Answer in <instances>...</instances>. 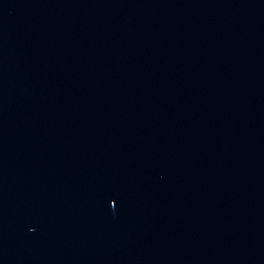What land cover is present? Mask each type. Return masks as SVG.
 I'll return each mask as SVG.
<instances>
[{"label":"water","instance_id":"1","mask_svg":"<svg viewBox=\"0 0 264 264\" xmlns=\"http://www.w3.org/2000/svg\"><path fill=\"white\" fill-rule=\"evenodd\" d=\"M0 264H264V0H0Z\"/></svg>","mask_w":264,"mask_h":264}]
</instances>
